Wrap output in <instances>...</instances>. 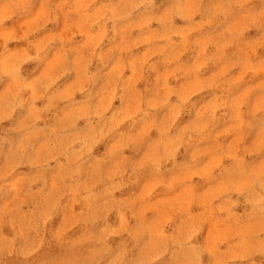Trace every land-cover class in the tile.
<instances>
[{"label":"rangeland","instance_id":"obj_1","mask_svg":"<svg viewBox=\"0 0 264 264\" xmlns=\"http://www.w3.org/2000/svg\"><path fill=\"white\" fill-rule=\"evenodd\" d=\"M0 264H264V0H0Z\"/></svg>","mask_w":264,"mask_h":264}]
</instances>
